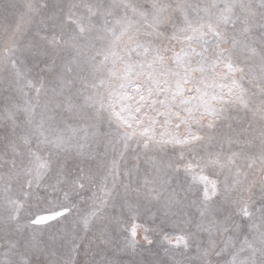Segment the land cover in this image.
Masks as SVG:
<instances>
[{
    "label": "snow or ice",
    "instance_id": "6c2138e0",
    "mask_svg": "<svg viewBox=\"0 0 264 264\" xmlns=\"http://www.w3.org/2000/svg\"><path fill=\"white\" fill-rule=\"evenodd\" d=\"M0 264H264V0H0Z\"/></svg>",
    "mask_w": 264,
    "mask_h": 264
}]
</instances>
